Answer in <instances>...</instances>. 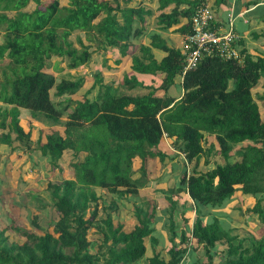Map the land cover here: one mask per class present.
Returning a JSON list of instances; mask_svg holds the SVG:
<instances>
[{"label":"trees","instance_id":"1","mask_svg":"<svg viewBox=\"0 0 264 264\" xmlns=\"http://www.w3.org/2000/svg\"><path fill=\"white\" fill-rule=\"evenodd\" d=\"M30 1L34 8L22 10ZM124 1L121 6L119 0H51L46 4L40 0H0V27L4 29L0 60H8L1 69L0 102L10 106L0 105V145L12 148L14 140L29 141L30 131L20 124V109L24 108L31 112V119L43 117L49 123L58 122L66 114L63 132L49 131L45 141L39 132L36 139L50 165L55 166L64 151L83 153L82 160L72 162L74 178L47 183L57 213L52 230L40 227L38 214H33L31 224L39 233L11 226L23 238L20 242L5 234L9 227H0V264H99L92 246L95 243L89 237L90 228H97L98 222L102 223L98 248L108 245L104 264H133L143 258L146 239L158 242L153 235V214L135 203L132 211L136 221L127 230L111 214L118 211L117 199L111 198L105 205L106 199L96 187L119 198L138 193L144 181L132 176L133 159H140V172L145 176L147 156L161 162L166 154L173 157L160 148L164 136L174 155L182 154L192 165L188 170L183 165L178 185L164 191L170 252L165 257L161 249L153 248L146 263L183 264L191 250L200 251L196 253L200 255L198 264H213L216 258V264H264V232L254 236L236 227L224 228L217 216L205 220L203 210L225 207L236 193L251 195L254 202L248 210L264 226V116L253 98V86L264 74V54L255 59L246 55L240 65L218 56L204 57L182 75L183 94L177 100L155 95V88L144 94H119L112 84L102 83L100 72H96L92 87L99 85L98 93L93 98H76L71 107L68 102L80 89L81 80L58 78L46 69L52 56L63 57L70 69L88 63L92 56L89 47L79 49L69 39L72 32L82 30L93 32L104 49H118L121 56L131 54L133 71L161 73V88L167 91L182 73V51L168 46L157 34L150 36L147 45L139 42L144 34L140 22L151 11L140 6L141 2L130 6V0ZM158 2L159 25L168 28L185 17L183 34L190 31L191 16L203 3ZM171 3L172 9L164 12ZM181 4L186 8L179 9ZM137 43L140 56L132 55ZM151 48L166 54L156 60ZM124 82L131 89L143 86L135 76L126 75ZM63 95H70L66 103L57 105L52 100ZM213 154L221 155L224 162L199 170L200 158L205 156L208 162L207 156ZM180 192L192 201L195 214L190 223L182 212L181 228L174 220L176 194ZM177 237L178 245L174 243ZM220 245L224 248L219 249Z\"/></svg>","mask_w":264,"mask_h":264},{"label":"rangeland","instance_id":"2","mask_svg":"<svg viewBox=\"0 0 264 264\" xmlns=\"http://www.w3.org/2000/svg\"><path fill=\"white\" fill-rule=\"evenodd\" d=\"M51 0H40L41 4H46ZM139 0H130L127 5H136ZM147 4V0H144ZM141 0V2H144ZM156 0H151L148 6L155 4ZM61 3L65 0H60ZM121 6L125 4L124 0H119ZM33 1H30L21 9L24 11H30L34 8ZM99 21V18L96 20ZM227 24L221 26V32L227 29ZM4 29L0 27V43L3 40ZM90 37V38H89ZM69 39L73 42L74 46L81 49L83 46H88L92 51V56L89 59L88 63L84 66L77 67L75 69H70L65 66V60L63 57L52 56L46 63V69L50 72L55 73L59 77L66 79H80L81 87L80 89L71 96L72 100L68 103L71 107L75 106L76 98H82L83 96L93 98L97 92L98 85L92 87L95 73L100 72L101 77L108 79L112 77L116 80V83L113 85L114 89L118 91L119 94L127 93L128 87L124 82V77L127 75L135 76L139 81L143 83V87H137L135 90H131L132 93H143L152 88H157L161 93L163 88H161L162 78L161 75L149 76L146 74H139L133 72L131 69V55L121 56L120 52L117 51L115 56L117 59L119 57L121 61L116 63L114 53L112 48L104 49L100 45L99 38L94 36L93 32L88 34L82 30L74 31L69 36ZM175 44H178V41L174 40ZM118 50V49H116ZM163 54L161 51H159ZM139 47L135 48L133 55L140 56ZM158 56V55H157ZM116 59V60H117ZM8 63V60L5 58L0 60V81L3 80V75L1 73L2 67ZM55 71V72H54ZM134 74V75H133ZM264 77V74L261 76ZM108 82V80H107ZM259 80L258 83H260ZM144 84H149L151 87H145ZM118 86V88H116ZM156 89V90H157ZM181 86L178 82L175 85H172L168 91H165L164 94L167 96H174L180 92ZM155 90V91H156ZM261 87L259 84L253 86V98L257 103L258 107L261 110L262 115L264 116V102L258 98V95L261 92ZM67 97L70 95H63L61 97H53L52 100L58 105L60 101L66 103ZM260 100V101H259ZM0 105L10 107L2 102ZM31 112L27 109H20V124L25 131H30L29 141L20 142L14 140L12 143V148L7 145H0V227H9L5 234H7L12 240L17 239L18 242L22 241L23 238L20 237V234L11 228L13 225H17L21 228L37 231L35 227L31 224V217L33 214L39 215V224L40 227L52 230V223L57 218V213L53 209V200L49 190L47 189V183L49 181L61 182L62 179L74 178V168L72 162H77L82 160L83 153H76L73 150L64 151L62 156L57 160L55 166L50 165L46 156L41 154L39 149V144L36 141L38 138L39 132L42 133V140L45 141V135L49 131H59L63 132L64 122L67 117L64 114L60 120L56 123H49L43 117H37L31 119ZM87 124L83 126L86 128ZM81 131V129H80ZM14 135V134H13ZM168 144V145H167ZM162 144L160 148L163 152L171 154H166L164 161L161 162L157 157H147L144 163L145 166V176L141 175L140 166L142 162L139 158L133 159L132 163V172L133 177H138L144 183L139 187L138 193L129 194L127 198H119L114 195H111L107 190L99 189L96 187V192L103 195L106 199L105 205L109 204L111 198H116L118 201V211L111 212L113 220H120L124 223L127 230H129L135 224V217L133 215V206L138 204L144 211L149 214H153L152 226L154 227L153 235L157 238L158 242L154 244L150 240L146 239L147 249L143 258L139 259L136 263L133 264H147L146 256L152 254L153 248L161 249L162 254L167 257L169 250V240L168 236L170 235L167 227V215L164 209L165 205L164 191L168 187H175L178 185L180 180V175L183 169V165L190 169L191 163H186V160L182 154H176L175 156L172 152L171 143ZM14 147V148H13ZM235 156L238 157L237 154ZM205 156H202L197 163V168L199 170L205 171L213 166L214 162H224V159L221 155L213 154L209 161H205ZM178 197V205L174 211V220L179 228L183 227L184 216L182 212L187 215L190 219V223L194 220L195 214L192 210V201L187 199V194L185 192H180L176 194ZM247 196V195H246ZM246 197L244 195L239 196L238 193L234 198L223 208L225 210L219 209L215 211L214 209L204 210L205 220H210L214 213L220 217L222 221L221 225L224 228L236 227L240 230L241 233L248 232L254 236H260L264 232V226L258 221V217L255 213L248 210V207L251 206L244 201ZM136 203V204H135ZM101 213V211H100ZM102 216H105V213H101ZM100 214V215H101ZM101 216V217H102ZM100 217V216H99ZM100 217V218H101ZM100 220H97V223ZM101 222L97 223V226L90 228L89 237L95 243L93 248L97 251V258L99 264H104L106 257H108V245L98 248V244L102 239V232L99 225ZM176 245L179 244L178 237L175 238ZM219 249L224 248V246H218ZM197 251V250H196ZM200 252V251H197ZM196 252V253H197ZM194 251H189L185 254V259L183 264H193L200 255H197ZM201 260H205L203 256L200 257ZM204 258V259H203ZM217 258L213 261V264H216ZM198 264V261H196Z\"/></svg>","mask_w":264,"mask_h":264},{"label":"crops","instance_id":"3","mask_svg":"<svg viewBox=\"0 0 264 264\" xmlns=\"http://www.w3.org/2000/svg\"><path fill=\"white\" fill-rule=\"evenodd\" d=\"M150 1L151 0H147V4L145 1L144 2H141V0L138 1V3L141 2L140 6L144 7L145 9H149L151 11V14H149V15L147 14L145 16L144 21L142 23L140 22V24L142 25V28L144 30V34L142 35V37L139 38V42L147 45L150 42V39H149L150 36L153 34H157L164 40V42L168 46L180 48L182 51L181 44H182L183 36L185 33L183 34V32L181 33V31H182V26L187 22V19L185 17H179L178 22L175 25L168 27V28H163L162 25H159V23L157 21V16L160 13V10L158 8L159 2H158V0H156L155 4H151L152 6H150V5L148 6V4H150L149 3ZM201 1L203 3H206L207 5H209L210 8L213 10V12L215 14V19H216V22L214 23V25L216 27L218 25H221V23H225L227 20L228 14H231V16L233 17V23H234V27H233L234 29L233 30L237 36V40H236L237 45H235V46L244 54L243 60L245 59L246 55L251 56L252 58L255 59L258 56H261L264 54V0H200V2ZM136 5H133V6H136ZM173 6H174V4L171 3L166 8H164L163 11L169 12ZM184 8H186V5H184V4H181L179 6V9H184ZM174 40L178 41V44H175ZM139 46H140L139 43H137V47H139ZM108 48H110V47H108ZM111 51H113L112 53H114V56H115V54L118 50L112 48ZM134 51L135 50H133V52ZM159 51H161L163 54H161ZM151 53L153 54V56L156 60H160L166 54L163 50L157 49V48H151ZM126 55H125V57H126ZM129 55H131V54H129ZM117 57L115 56V60L113 58V61L115 63H116ZM120 58L121 57H119L118 59H120ZM224 60H226V59H224ZM234 62H236V61H234ZM237 64L240 65L241 63H237ZM133 72H135V71H133ZM135 73H138V72H135ZM139 74H143V73H139ZM146 75L154 76L152 74H146ZM155 75H161V78L163 79V75L161 73H157ZM107 80H108V82H107ZM259 80H261V82L258 83L259 82L258 81L257 84H259L262 91L258 95V98H260V100L263 99L262 102H264V77H260ZM140 82H141V79H140ZM176 82H178V84L181 86V89H180V92H178L176 95L171 96V97H174L175 100L179 99L181 97V95L183 94V88L181 85L182 74L178 75L175 78L174 83L172 85H175ZM102 83H104L106 85H109V84L114 85L116 83V80L113 79L112 77L105 79V77L103 76ZM141 84L143 85L142 82H141ZM144 86L146 88L149 86L151 87V85H149V84H144ZM137 87H140V86H137ZM137 87L132 88V89L128 88L126 94H134L130 91L135 90ZM141 87H143V86H141ZM116 88H118V86ZM99 90H100V88L98 85L96 93H98ZM118 91H119V89H118ZM148 91L140 93V94L147 93ZM164 92L165 91L163 90V92L160 93L157 89L155 91V95L164 96L165 95ZM135 94H139V93H135ZM259 108H261V107H259ZM260 113H261V110H260ZM163 139H164V141L162 142V144H165V143L167 144L168 142H170L168 139H166L165 136L163 137ZM147 149L148 150H155L154 147H148ZM172 152H174L173 148H172ZM167 153H168V151H167ZM211 156L212 155L208 156V158H211ZM147 157L149 158L151 156H147ZM135 158H138V157H135ZM239 196H241V194H239ZM244 197H246L244 199V201H246L247 204L251 205L254 202V199L251 197V195H247V196L244 195ZM165 205H166V203H165ZM226 206H227V204H226ZM223 208H226V207H223ZM223 208H220V209L225 210ZM214 210L219 211V209H214ZM213 216H217L216 213H214ZM218 218L220 219V217H218Z\"/></svg>","mask_w":264,"mask_h":264},{"label":"built area","instance_id":"4","mask_svg":"<svg viewBox=\"0 0 264 264\" xmlns=\"http://www.w3.org/2000/svg\"><path fill=\"white\" fill-rule=\"evenodd\" d=\"M215 22V14L210 6L198 4L190 19V31L184 34L181 44L184 63L182 75L194 69L207 56L243 63L244 54L235 46L237 36L231 14H228L225 22L228 26L225 31H220L225 23L216 27Z\"/></svg>","mask_w":264,"mask_h":264}]
</instances>
